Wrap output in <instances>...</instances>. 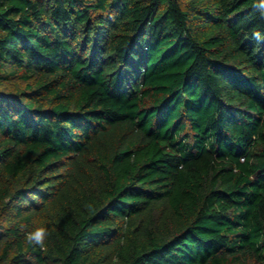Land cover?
<instances>
[{
  "label": "trees",
  "instance_id": "trees-1",
  "mask_svg": "<svg viewBox=\"0 0 264 264\" xmlns=\"http://www.w3.org/2000/svg\"><path fill=\"white\" fill-rule=\"evenodd\" d=\"M0 264H264V0H0Z\"/></svg>",
  "mask_w": 264,
  "mask_h": 264
},
{
  "label": "clouds",
  "instance_id": "clouds-1",
  "mask_svg": "<svg viewBox=\"0 0 264 264\" xmlns=\"http://www.w3.org/2000/svg\"><path fill=\"white\" fill-rule=\"evenodd\" d=\"M253 38L260 39L261 38L260 33L254 32ZM45 238H46V229L43 227H39L31 232L25 233V240L27 241L28 244L35 245L41 248L44 247Z\"/></svg>",
  "mask_w": 264,
  "mask_h": 264
}]
</instances>
